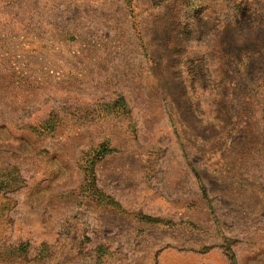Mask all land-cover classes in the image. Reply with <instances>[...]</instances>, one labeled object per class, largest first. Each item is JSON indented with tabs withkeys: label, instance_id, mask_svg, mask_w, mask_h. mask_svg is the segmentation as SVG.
Listing matches in <instances>:
<instances>
[{
	"label": "rangeland",
	"instance_id": "1",
	"mask_svg": "<svg viewBox=\"0 0 264 264\" xmlns=\"http://www.w3.org/2000/svg\"><path fill=\"white\" fill-rule=\"evenodd\" d=\"M0 264H264V0H0Z\"/></svg>",
	"mask_w": 264,
	"mask_h": 264
}]
</instances>
